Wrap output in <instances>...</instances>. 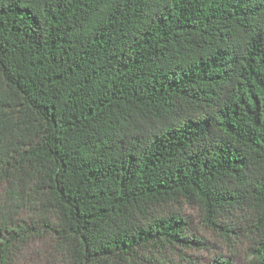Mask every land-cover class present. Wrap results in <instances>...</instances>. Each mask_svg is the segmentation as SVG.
I'll list each match as a JSON object with an SVG mask.
<instances>
[{
    "label": "trees",
    "instance_id": "obj_1",
    "mask_svg": "<svg viewBox=\"0 0 264 264\" xmlns=\"http://www.w3.org/2000/svg\"><path fill=\"white\" fill-rule=\"evenodd\" d=\"M204 233L264 264V0H0V264Z\"/></svg>",
    "mask_w": 264,
    "mask_h": 264
},
{
    "label": "rangeland",
    "instance_id": "obj_2",
    "mask_svg": "<svg viewBox=\"0 0 264 264\" xmlns=\"http://www.w3.org/2000/svg\"><path fill=\"white\" fill-rule=\"evenodd\" d=\"M190 213L198 219V213L194 211H190ZM200 232V234L203 236V232ZM204 235L208 241V250H186V253L191 257L193 262L196 264H211L213 260L216 259L217 255L223 254L228 257H233L232 264H244V260L242 258L243 252L240 249H237V252L235 250V253L232 254L225 245L218 243V240L212 234L204 233Z\"/></svg>",
    "mask_w": 264,
    "mask_h": 264
}]
</instances>
